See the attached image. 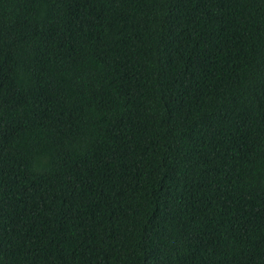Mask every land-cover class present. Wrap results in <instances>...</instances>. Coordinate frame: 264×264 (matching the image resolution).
Masks as SVG:
<instances>
[{"label":"trees","instance_id":"trees-1","mask_svg":"<svg viewBox=\"0 0 264 264\" xmlns=\"http://www.w3.org/2000/svg\"><path fill=\"white\" fill-rule=\"evenodd\" d=\"M0 264H264V0H0Z\"/></svg>","mask_w":264,"mask_h":264}]
</instances>
